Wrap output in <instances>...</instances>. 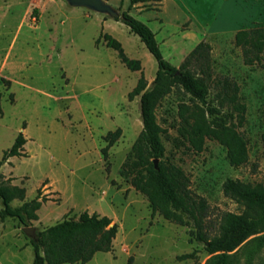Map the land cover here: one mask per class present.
<instances>
[{"label": "rangeland", "instance_id": "rangeland-1", "mask_svg": "<svg viewBox=\"0 0 264 264\" xmlns=\"http://www.w3.org/2000/svg\"><path fill=\"white\" fill-rule=\"evenodd\" d=\"M108 1L148 24L164 57L177 67L200 41L210 45L189 66L208 80L205 99L173 86L155 113L164 159L184 172L192 193L206 200L204 229L209 238H221L224 213L244 211L225 193L226 182L264 185V52L257 60L255 52L247 55L235 42L238 30L264 26V0H245L243 7L231 0L223 5L184 0L196 24L173 2ZM101 33L118 39L126 54L140 61V69L129 68L103 39L97 44ZM157 69L144 42L120 19L66 0H0V158L19 132L27 139L26 156L2 165L0 183L25 188V199H14V206L38 194L40 200L47 197L38 219L30 221L35 230L84 210L118 223L113 249L97 252L89 264H216V254L224 255L222 264H264V243L254 241L259 234L211 253L209 242L197 239L192 218L181 224L153 212L147 196L121 174L143 129L140 95L130 98L129 93L142 75L152 88ZM237 103L244 105L243 112ZM194 111L204 113L212 126H233L246 140L248 160L232 165L227 147L209 136L201 149L193 146ZM117 128L122 133L105 157V136ZM24 227L0 214V264H33L32 237ZM192 252L193 257L180 258Z\"/></svg>", "mask_w": 264, "mask_h": 264}, {"label": "trees", "instance_id": "trees-1", "mask_svg": "<svg viewBox=\"0 0 264 264\" xmlns=\"http://www.w3.org/2000/svg\"><path fill=\"white\" fill-rule=\"evenodd\" d=\"M146 0H131V4ZM125 22L132 32L137 34L147 49L157 61L154 85L147 88V81L142 75L136 86L129 93L133 98L140 95L143 129L135 141L132 150L123 163L121 174L125 176L136 190L145 194L153 208L166 219L185 224V217L192 218L197 225V239L209 242L211 253L219 250H230L245 238L259 234L254 241L264 243V185L240 180H229L225 184V193L232 196L244 206L241 214L224 213L220 226L221 238H209L204 229L208 205L203 197L190 191L184 172L169 162L165 157V147L161 139V126L157 122L155 108L157 102L171 91L173 86L182 87L193 98L204 100L208 90L206 76H197L189 66L198 57L207 54L210 45L200 41L188 54L180 67L167 60L156 39L155 32L148 24L134 17L128 11H123ZM119 20V19H117ZM103 39L107 46L118 51V56L132 70L140 69V61L130 58L122 43L109 33H101L98 44ZM235 42L242 45L245 54L255 52V58L261 59L264 52V26H254L240 29L235 33ZM253 61L251 57L248 58ZM233 99L235 97L233 96ZM236 108L243 112L244 105L237 103ZM214 109H211V113ZM194 122L189 131L190 142L201 149L205 136L217 139L227 147V157L234 166H239L248 160V148L244 137L233 126H212L204 113L194 111L191 114ZM121 128L106 134L107 145L102 148L106 157L109 147L120 137ZM27 139L23 131L19 132L13 144L4 150L0 158V169L10 157L26 156L24 145ZM159 159L156 163L155 160ZM24 187L8 182L0 183V200L3 208L1 217L17 218L23 225L29 226L30 221L38 219L37 210L47 197L40 195L25 200L19 206H14V199L24 200ZM119 225L108 215L97 212L82 211L78 217H67L47 227L36 228L32 237L34 258L33 264H89L97 252H109L113 249V241L117 236ZM194 253L180 255L181 259L193 257ZM224 255L216 254L213 259L216 264H222ZM213 260V261H214Z\"/></svg>", "mask_w": 264, "mask_h": 264}, {"label": "water", "instance_id": "water-1", "mask_svg": "<svg viewBox=\"0 0 264 264\" xmlns=\"http://www.w3.org/2000/svg\"><path fill=\"white\" fill-rule=\"evenodd\" d=\"M67 3L74 7H85L92 11L106 14L111 18L125 20L122 11L111 5L108 0H66ZM24 231L31 237H35V228L33 226H25Z\"/></svg>", "mask_w": 264, "mask_h": 264}, {"label": "crops", "instance_id": "crops-1", "mask_svg": "<svg viewBox=\"0 0 264 264\" xmlns=\"http://www.w3.org/2000/svg\"><path fill=\"white\" fill-rule=\"evenodd\" d=\"M165 1L175 3L178 6V8L184 12V14L185 13L188 14V15H186V14L185 15L190 20V22L193 23V24H196L193 21V18H196L195 12L193 11L192 7H190L189 5L185 4L184 0H165Z\"/></svg>", "mask_w": 264, "mask_h": 264}, {"label": "snow or ice", "instance_id": "snow-or-ice-1", "mask_svg": "<svg viewBox=\"0 0 264 264\" xmlns=\"http://www.w3.org/2000/svg\"><path fill=\"white\" fill-rule=\"evenodd\" d=\"M206 3H212V4H221L223 5L224 3V0H205ZM244 2L245 0H231V3L233 5H236V4H239L240 7H243L244 6Z\"/></svg>", "mask_w": 264, "mask_h": 264}]
</instances>
